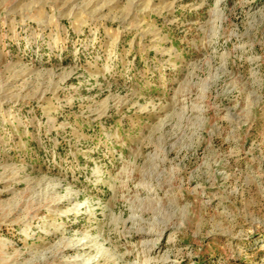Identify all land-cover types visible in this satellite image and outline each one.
I'll list each match as a JSON object with an SVG mask.
<instances>
[{
    "label": "rangeland",
    "instance_id": "1",
    "mask_svg": "<svg viewBox=\"0 0 264 264\" xmlns=\"http://www.w3.org/2000/svg\"><path fill=\"white\" fill-rule=\"evenodd\" d=\"M0 264H264V0H0Z\"/></svg>",
    "mask_w": 264,
    "mask_h": 264
}]
</instances>
